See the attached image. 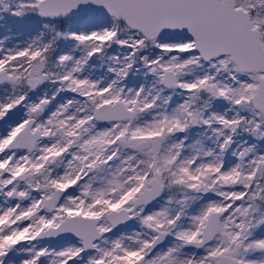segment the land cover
Wrapping results in <instances>:
<instances>
[{"label": "snow or ice", "instance_id": "obj_1", "mask_svg": "<svg viewBox=\"0 0 264 264\" xmlns=\"http://www.w3.org/2000/svg\"><path fill=\"white\" fill-rule=\"evenodd\" d=\"M0 264H264V0H0Z\"/></svg>", "mask_w": 264, "mask_h": 264}]
</instances>
